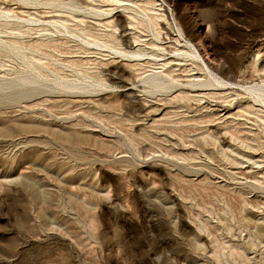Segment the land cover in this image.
Masks as SVG:
<instances>
[{
    "label": "rangeland",
    "instance_id": "374dc122",
    "mask_svg": "<svg viewBox=\"0 0 264 264\" xmlns=\"http://www.w3.org/2000/svg\"><path fill=\"white\" fill-rule=\"evenodd\" d=\"M0 264H264V0H0Z\"/></svg>",
    "mask_w": 264,
    "mask_h": 264
}]
</instances>
